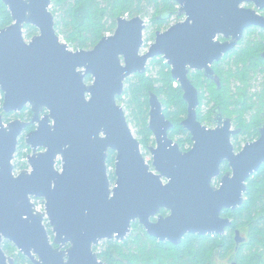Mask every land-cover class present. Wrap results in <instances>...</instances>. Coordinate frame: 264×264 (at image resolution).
<instances>
[{"label": "water", "instance_id": "obj_1", "mask_svg": "<svg viewBox=\"0 0 264 264\" xmlns=\"http://www.w3.org/2000/svg\"><path fill=\"white\" fill-rule=\"evenodd\" d=\"M0 1L13 20L0 29L3 111H32L31 121L6 123L0 115V264H14L5 241L32 264H107L95 247L125 241L136 222L149 236L175 246L187 235L224 236L233 222L223 212L244 205L248 181L264 165V124L257 140L236 151L232 140L241 130L232 119L218 114L215 128L199 121V90L190 73L203 72L220 86L213 65L239 45L247 29H264V0H173L184 20L157 32L144 54L147 24L141 16L119 17L113 34L90 50L75 51L57 33L53 0ZM29 25L38 34L26 41ZM158 57L183 90L188 114L182 126L193 146L183 151L170 138L174 126L152 92L149 128L156 146L149 163L118 97L126 81L146 73ZM31 124L36 129L27 133ZM23 136L32 151L30 169L15 175ZM225 163L230 170L223 174ZM34 200H43L45 211ZM244 240L237 230V247Z\"/></svg>", "mask_w": 264, "mask_h": 264}, {"label": "trees", "instance_id": "obj_2", "mask_svg": "<svg viewBox=\"0 0 264 264\" xmlns=\"http://www.w3.org/2000/svg\"><path fill=\"white\" fill-rule=\"evenodd\" d=\"M52 12L57 33L75 51L90 50L103 37L113 34L119 17H151L154 31L149 38L152 40L157 32L167 30L174 20L178 23L183 19L179 15V5L173 0H53ZM12 22L11 13L0 1V29ZM26 28L28 37L38 33L36 27L29 25ZM263 53L264 29L252 27L246 30L243 40L235 49L213 65L220 86L214 80L207 79L203 72L190 73L192 83L199 90V121L210 125L219 113L232 119L236 129L241 130L239 135L233 137L238 147L241 137L249 141L257 140L259 129L264 124V91L252 94L250 90L253 81L264 74ZM87 82L91 83L92 78L88 77ZM152 92L160 98L164 114L174 126L169 132L170 138L183 151H189L193 145L192 138L182 126L188 114V105L180 84L172 77L171 67L162 57L151 60L146 73L130 77L125 83L124 95L118 97V103L124 105L128 113V121L134 124L141 137L139 141L143 149L154 143L149 128V98ZM3 102L4 95L0 91V115H3L6 123L12 117L31 121L32 111L29 107L21 113L5 114ZM204 103L212 105L207 113L201 109ZM35 129L36 125L31 124L26 132ZM25 147L31 151L25 138L21 137L18 155H22ZM115 160L116 153L111 151L108 168L115 169ZM24 166L28 168L27 163ZM229 170L228 164H223V174ZM109 175L114 183L115 174L112 172ZM161 213L166 215L168 212L162 210ZM223 216L233 221L225 236L187 235L180 245L175 246L149 236L136 222L130 237L125 241H105L104 248L99 250L97 246L95 251L99 259L107 264H216L224 258L237 260L239 264H264V165L248 181L244 205L236 211L225 210ZM47 227L53 236L48 224ZM236 229H241L248 236L247 242L239 246L238 250L234 242ZM3 249L14 259V264H32L11 242L5 241Z\"/></svg>", "mask_w": 264, "mask_h": 264}, {"label": "rangeland", "instance_id": "obj_3", "mask_svg": "<svg viewBox=\"0 0 264 264\" xmlns=\"http://www.w3.org/2000/svg\"><path fill=\"white\" fill-rule=\"evenodd\" d=\"M245 6L248 7V8H254V5H252V4H250V5L247 4V5H245ZM51 11H52V8H51ZM143 19H145L146 24H147L146 30H145V32H144V41H146V42H148V43L152 42V44H154V42H155V38H154V40H152L151 38H149V37H151V36H150L151 33L154 31V29L152 28V24L150 23V22H151V17H147V18H143ZM182 20H184V19H182ZM182 20H181V21H182ZM176 23H177L176 20H174L173 23H172V25H173V24H176ZM150 24H151V26H150ZM26 27H27V26H26ZM26 27H25V30H24V37H25V40H26V41H30L32 37H28V36H27V33H28V32H27V28H26ZM37 34H38V33H37ZM35 35H36V34H35ZM61 38H62V37H61ZM62 40H64V39L62 38ZM71 49H73V48H71ZM148 49H149L148 46L144 47V48L142 49V54L147 53ZM150 62H151V61H150ZM150 62H149V64H148V67L150 66ZM151 70H152L153 73H155V69L152 68V66H151ZM89 83H90V82H89ZM250 90H251V93H252V94H255V93L260 94V93H263V91H264V74H260V75L257 77V79H256L255 81H253V86L251 87ZM211 106H212V105H208V104L204 103L203 106L201 107L202 112L207 113V112L211 109ZM123 107H124V105H123ZM198 109H199V108H198ZM126 113H127V112H126ZM127 115H128V113H127ZM15 119H20V118H14V117H12V118H11V121H14ZM21 120H22V119H21ZM24 121H26V120H24ZM129 123H130V122H129ZM130 126H131V128H132V130H133V132H134V134H135V136H136V138H137L138 140H140L141 137L138 135V133H137V129H136V127L134 126V124L130 123ZM233 127L236 128L235 124L233 125ZM23 137H24V136H23ZM152 140L154 141V143L151 142V144L149 145V147H148L147 149H143V147H142L143 155H144L145 159H146L149 163H152V160H153V156H152V154H151V152H150V148L156 146V142H155L154 136H152ZM232 142H233V144H234V147H235L236 151H240V150L243 148V146H244L247 142H249V140H248L247 138H243V137H241V138L239 139L240 147H238V145L235 143L234 139L232 140ZM141 146H142V145H141ZM191 147H192V146H191ZM191 147H190V148H191ZM31 153H32V151L29 152V150H28L27 147H25V148L22 149V155H21V156L18 155V151H17V154H16L15 159H14V162H13V163H14V167H15V170H14V171H15V172H14L15 175H19L22 171L30 169V168H25L24 163L26 162L27 157H28ZM56 167H57V169L61 170V161H60V160L58 161V164H57ZM114 171H115V169H113V168H108V173H109V174H111L112 172L114 173ZM219 183H220V177H218V178L215 180V185L218 186ZM40 201H41V200H40ZM41 202H42V201H41ZM43 202H44V201H43ZM46 225H47V224H46ZM104 242H105V241H102V242L98 245L99 250H102V249L104 248V245H105ZM226 261H227V260L217 261L216 264H226V263H227Z\"/></svg>", "mask_w": 264, "mask_h": 264}, {"label": "flooded vegetation", "instance_id": "obj_4", "mask_svg": "<svg viewBox=\"0 0 264 264\" xmlns=\"http://www.w3.org/2000/svg\"><path fill=\"white\" fill-rule=\"evenodd\" d=\"M223 41H225V39L223 40ZM193 72H195V71H193ZM219 114H221V113H219ZM218 116V115H217ZM216 116V117H217ZM215 117V118H216ZM227 118V117H226ZM203 124V123H202ZM204 125H206V124H204ZM216 125L217 124H215V123H212V124H210V125H206V126H208V127H210V128H215L216 127ZM234 125V124H233ZM193 143V142H192ZM193 146V145H192ZM192 148V147H191ZM220 184V183H219ZM162 214V213H161ZM168 214V213H167ZM166 214V215H167ZM226 218H228V217H226ZM154 220V219H153ZM232 220V219H231ZM233 222V221H232ZM230 229V227L226 230V234L225 235H227L228 234V230ZM240 231V233H241V236L245 239L244 240V242L243 243H241L239 246H241L242 244H244V243H246L247 242V240H248V236H247V234L245 233V232H243L241 229H236L235 231H234V242H235V244H236V241H235V232L236 231ZM224 235V236H225ZM236 246H237V244H236ZM238 248L239 247H237V250H238ZM224 260H227L226 262V264H231L233 261H237V260H231V259H229V258H224ZM237 263H238V261H237ZM239 264V263H238Z\"/></svg>", "mask_w": 264, "mask_h": 264}, {"label": "built area", "instance_id": "obj_5", "mask_svg": "<svg viewBox=\"0 0 264 264\" xmlns=\"http://www.w3.org/2000/svg\"><path fill=\"white\" fill-rule=\"evenodd\" d=\"M125 18L129 19V16L126 15ZM151 45H152V42L148 43V42L145 41L144 47H146V46L150 47ZM175 85H176V83H175ZM25 163H27V165H28V157H27V160H26ZM28 168H30L29 165H28ZM34 202L36 204V208H37L38 211H40V212L45 211V203L43 201L41 202L40 200H34Z\"/></svg>", "mask_w": 264, "mask_h": 264}]
</instances>
